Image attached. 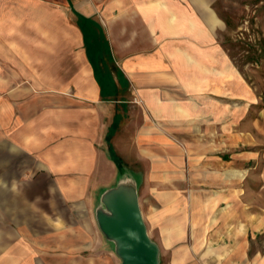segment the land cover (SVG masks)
I'll use <instances>...</instances> for the list:
<instances>
[{"label":"crops","instance_id":"obj_1","mask_svg":"<svg viewBox=\"0 0 264 264\" xmlns=\"http://www.w3.org/2000/svg\"><path fill=\"white\" fill-rule=\"evenodd\" d=\"M236 1L0 0V264H76L27 234L86 233L74 213L155 180L184 187L146 212L162 264H264V66L228 49Z\"/></svg>","mask_w":264,"mask_h":264},{"label":"rangeland","instance_id":"obj_2","mask_svg":"<svg viewBox=\"0 0 264 264\" xmlns=\"http://www.w3.org/2000/svg\"><path fill=\"white\" fill-rule=\"evenodd\" d=\"M108 1L112 0H99V2ZM234 2L240 4L241 1L239 2L234 0ZM257 2L258 0H251L252 9L250 8V11L241 10L239 5L237 6L238 8L225 11V13L232 16L230 17L232 24L230 28L234 33L233 41H228L227 46L233 54L235 64L241 69L247 65L251 67V69H257L258 66L263 68L264 66V10H260V8L258 9L253 6V4H257ZM246 20H248V23H245ZM95 37L99 39L100 35L97 34ZM100 49L103 51V53L107 52V47L104 44L101 45ZM249 75L251 76V80L254 81L257 79V74L251 72ZM244 174H246L245 177L249 181L250 193H264V167L260 169H250L249 171H244ZM168 189L175 190V195L178 194V189L179 191L184 192V187L182 186H163L160 184V181L157 180H155V184L153 185L150 184L147 187H138L137 196L145 223L147 210L150 213L153 210V212H156L158 206L160 207L162 204V201H160L161 194L163 195V193ZM190 190L193 192V187H189V191ZM69 206L65 207V205H63L58 200L55 205V209L60 216L63 212L62 210H68L71 213V207ZM52 209H54L53 205L51 206V210ZM73 209L74 211H80L82 210V207ZM89 215V218H87V216L77 217L74 213V216L69 220L71 221L72 225L70 228L71 230H81L83 224L87 228H85L87 231L86 233H63V228L61 223H59L62 219L58 218V224L56 225L58 227L57 231L54 230L55 228L51 227V230H53L51 234H27L26 239L34 242H40V240L51 241L56 246L55 249L49 251L51 254H53V256L55 255L57 257H67L69 259H73L76 264H122L123 260L119 256L115 244L102 231L97 216H94L92 211L89 213ZM148 234L152 239V232L148 231ZM84 243H89L90 247L93 246V248H80V246H82ZM63 245H73L75 248L61 249ZM164 263L166 264L165 259ZM160 264H162L161 254Z\"/></svg>","mask_w":264,"mask_h":264},{"label":"water","instance_id":"obj_3","mask_svg":"<svg viewBox=\"0 0 264 264\" xmlns=\"http://www.w3.org/2000/svg\"><path fill=\"white\" fill-rule=\"evenodd\" d=\"M125 188H128L127 200L111 205L109 199ZM137 194L138 187L130 184L107 191L96 216L102 231L115 244L122 264H160V249L149 237Z\"/></svg>","mask_w":264,"mask_h":264},{"label":"bare ground","instance_id":"obj_4","mask_svg":"<svg viewBox=\"0 0 264 264\" xmlns=\"http://www.w3.org/2000/svg\"><path fill=\"white\" fill-rule=\"evenodd\" d=\"M128 190V188H125L122 192L112 196L109 199V203L111 205H114V203L118 202L119 200H127V198L129 197L128 194L126 193V191ZM119 241V240H118Z\"/></svg>","mask_w":264,"mask_h":264}]
</instances>
